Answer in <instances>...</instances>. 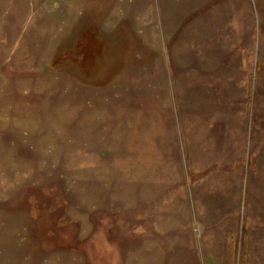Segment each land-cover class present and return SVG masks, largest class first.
Returning <instances> with one entry per match:
<instances>
[{"label":"rangeland","instance_id":"rangeland-1","mask_svg":"<svg viewBox=\"0 0 264 264\" xmlns=\"http://www.w3.org/2000/svg\"><path fill=\"white\" fill-rule=\"evenodd\" d=\"M0 264H264V0H0Z\"/></svg>","mask_w":264,"mask_h":264},{"label":"crops","instance_id":"crops-1","mask_svg":"<svg viewBox=\"0 0 264 264\" xmlns=\"http://www.w3.org/2000/svg\"><path fill=\"white\" fill-rule=\"evenodd\" d=\"M224 57L222 56L221 57V59L219 58V55H212L211 57H209V56H206V58L203 60V65L202 66H206V65H208V63L209 64H211V62L212 63H216V62H218L219 60H220V62L221 63H223L224 62ZM210 71H212V70H210ZM196 76H198V75H196ZM208 77H214L216 80H218V79H220L221 78V81H223L222 83H221V86L219 85V83H217V82H210L209 84L211 85V86H213V87H217L216 89L217 90H220V87H222V89H221V92L224 94V95H226L225 97H226V99H225V101H227V105H229L230 107H232L231 109H236V108H238L237 110H239L240 111V109H241V107H240V105H239V103H237V100H234L235 99V93L234 94H232L233 93V89L232 88H234V86L236 85L237 86V90H238V88L240 87V84L239 85H237V83H236V81H238L237 79H235L236 78V75H235V73L234 74H230V75H228V76H225V77H223V76H219V74H208ZM222 79H225V80H222ZM194 84V83H193ZM244 85H245V83H244ZM194 87H196V85L194 86ZM219 87V88H218ZM203 88H204V90L205 89H207L206 87H204L203 86ZM229 88H231V89H229ZM194 89V93H198L199 92V89H202V87L201 86H199V87H197V88H193ZM230 90H231V92H230ZM240 91V90H239ZM239 91H237L236 92V94L238 95V92ZM231 94H232V96H231ZM227 96H229V98L227 97ZM237 99H238V97H237ZM212 100H213V98H212ZM214 101V100H213ZM219 101V100H218ZM223 101H224V99L222 100V103H223ZM235 101H236V103H235ZM191 103V102H190ZM225 104V102L223 103V105ZM234 104H235V106H234ZM221 103L219 102V104H218V107H220V109H221V111H222V107H221ZM226 106V105H225ZM234 106V107H233ZM205 107V106H204ZM204 107H202V108H200V109H202V113H200L201 115V120H207V121H209L210 122V124H214V126L216 125V122L218 121V120H215V118H213L210 114H209V112H206V111H208L207 109H205V113H204ZM207 108H209V111H213L214 109H213V105L212 106H210V107H207ZM191 109H192V107H191ZM190 109V105H186V115H185V117L187 118V123H188V125L190 124V120H191V118L193 119L194 117H196L197 116V114L196 113H194L193 114V112H189V110H191ZM194 110H199V108L197 109V108H194ZM245 110V109H244ZM245 112V114H244V117H246V110L244 111ZM223 114V113H222ZM207 115H208V117H207ZM226 115V114H225ZM227 116V115H226ZM228 118H230L229 116H227ZM204 118V119H203ZM241 119V116L239 117V120ZM229 125H231V124H229Z\"/></svg>","mask_w":264,"mask_h":264}]
</instances>
